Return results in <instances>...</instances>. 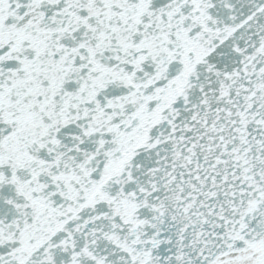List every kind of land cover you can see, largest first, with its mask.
<instances>
[{
	"label": "snow or ice",
	"instance_id": "1",
	"mask_svg": "<svg viewBox=\"0 0 264 264\" xmlns=\"http://www.w3.org/2000/svg\"><path fill=\"white\" fill-rule=\"evenodd\" d=\"M0 264H264V0H0Z\"/></svg>",
	"mask_w": 264,
	"mask_h": 264
}]
</instances>
